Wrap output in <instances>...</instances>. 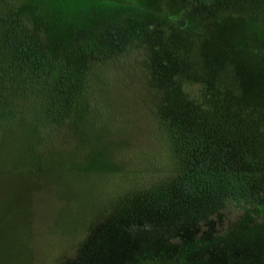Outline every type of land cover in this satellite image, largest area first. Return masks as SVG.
Masks as SVG:
<instances>
[{
  "label": "rangeland",
  "instance_id": "obj_1",
  "mask_svg": "<svg viewBox=\"0 0 264 264\" xmlns=\"http://www.w3.org/2000/svg\"><path fill=\"white\" fill-rule=\"evenodd\" d=\"M181 2L0 0V15L23 23L52 64L85 68L78 79L83 97L98 102L100 111L82 132L72 125L48 137L17 125L0 130V264H88L93 253L95 258H116L119 264H148L152 253L163 264H264L261 244L245 258L252 245H237L236 258L213 250L202 256L198 249L169 254L158 245L147 252V231L136 229L128 241L111 225L123 213L137 212V205L163 190L185 167L177 138L161 120L164 115L156 112L158 92L150 85L178 71L182 90L195 102L203 99L202 85L214 79L237 92L233 78L227 75L225 82V72L213 77L201 57L188 61L181 50L176 64L166 55L163 59V18ZM192 51L204 56L215 50L197 45ZM93 56L96 60L90 61ZM257 92L236 105L237 113L216 119L237 153L263 158L264 97H254ZM5 101L0 99L4 117ZM126 204L135 206L124 209ZM226 214L224 225L236 217L233 211Z\"/></svg>",
  "mask_w": 264,
  "mask_h": 264
},
{
  "label": "trees",
  "instance_id": "obj_2",
  "mask_svg": "<svg viewBox=\"0 0 264 264\" xmlns=\"http://www.w3.org/2000/svg\"><path fill=\"white\" fill-rule=\"evenodd\" d=\"M172 12V17L173 13L163 18L167 37L163 59L166 55L176 64L181 50L186 51L188 61L201 57L211 66L213 77L225 72V82L227 75L233 78L237 92L214 79L209 85L201 84L203 99L195 102L182 90L184 81L175 77L178 71L171 72L163 83L150 85L158 92L154 96L156 112L164 115L161 120L177 138V153L184 158L185 167L163 190L137 205V212L123 213L111 225L128 241L136 229L147 231H141L149 234L147 252L158 245L169 254L198 249L202 256L213 250L236 258L233 250L237 245H252L245 258L254 246L264 245V157L237 153L228 134L220 133L216 118L237 113L236 105L256 90L260 92L254 97H264V0H182ZM13 19L0 15V54L5 53L0 58V99L6 100L2 108L7 112L5 117L0 115V130L17 125L48 137L52 131L72 125L82 132L89 118L100 115L99 103L83 97L78 79L85 68L59 61L52 64L53 59L35 44L23 23ZM125 39L126 35L123 42ZM114 41L121 45L120 40ZM196 44L215 51L199 55L192 51ZM93 58L90 61L96 60ZM227 210L236 217L224 225ZM150 256L148 264H163L153 253ZM108 259L95 258L93 253L88 264L120 262Z\"/></svg>",
  "mask_w": 264,
  "mask_h": 264
}]
</instances>
